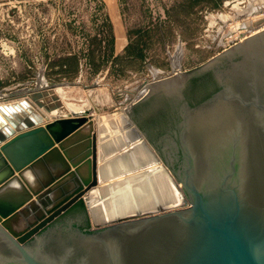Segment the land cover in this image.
Listing matches in <instances>:
<instances>
[{
    "label": "water",
    "instance_id": "water-1",
    "mask_svg": "<svg viewBox=\"0 0 264 264\" xmlns=\"http://www.w3.org/2000/svg\"><path fill=\"white\" fill-rule=\"evenodd\" d=\"M198 70L220 90L184 112L177 172L129 114L178 94L187 73L127 104L132 140L100 138L90 109L48 121L28 98L0 105V264H264V31ZM109 138L124 144L105 149ZM15 178L23 192L1 194Z\"/></svg>",
    "mask_w": 264,
    "mask_h": 264
},
{
    "label": "rangeland",
    "instance_id": "rangeland-1",
    "mask_svg": "<svg viewBox=\"0 0 264 264\" xmlns=\"http://www.w3.org/2000/svg\"><path fill=\"white\" fill-rule=\"evenodd\" d=\"M115 1L110 18L109 0H0V97L63 93L60 103L92 111L96 129L146 82L198 69L264 30V0Z\"/></svg>",
    "mask_w": 264,
    "mask_h": 264
},
{
    "label": "flooded vegetation",
    "instance_id": "flooded-vegetation-1",
    "mask_svg": "<svg viewBox=\"0 0 264 264\" xmlns=\"http://www.w3.org/2000/svg\"><path fill=\"white\" fill-rule=\"evenodd\" d=\"M198 69L187 72L188 76L178 94H152L144 100L150 102L152 99L147 109L136 114L133 108L129 114L153 149L175 172L180 170L182 160L178 133L184 112L208 101L220 90V84L212 70ZM197 88H201L200 91ZM72 223V227L84 230L79 222Z\"/></svg>",
    "mask_w": 264,
    "mask_h": 264
},
{
    "label": "bare ground",
    "instance_id": "bare-ground-1",
    "mask_svg": "<svg viewBox=\"0 0 264 264\" xmlns=\"http://www.w3.org/2000/svg\"><path fill=\"white\" fill-rule=\"evenodd\" d=\"M262 31H264V30H262ZM256 34H258V33L256 32L253 35H256ZM253 35H251V36H253ZM61 96L63 97V93L62 94L58 93V96L55 97L54 100L50 101L51 97L49 95V92L39 91V92H36L33 94H27L25 97H23L21 99L28 98L29 101L34 105V107L41 114L45 115L48 118V121H51L52 116H57L58 114H65V113H68L70 111H75V112L80 111L81 108L75 104L60 103L59 99H61ZM19 101H20V99H19ZM127 102L130 103L131 101H127ZM4 103H7V102H4ZM12 103H15V102L7 103V104H12ZM82 110H84V109H82ZM42 123H45V122H42ZM95 130H96V132H98V135L100 138H107V136H111L117 132H121V133L126 134L127 136H129L130 140L136 138L135 132L132 130V128L128 124L126 116L123 113L122 114L118 113V114H115L114 116H110V117H106V118L101 117L97 122V126H96ZM111 139H113V140H110V138H109V140L104 143L103 146L105 147V149L110 150L109 144H111V145H114L117 143L120 145L124 144L122 141H120V139H117V138L116 139L111 138ZM113 168L114 169H124V166L122 163H119V164H115L113 166ZM37 170L38 171H36V170L35 171L40 174L41 170L39 168H37ZM102 174L104 175V172ZM23 176L25 179H27L29 181L30 184L33 185L36 183L34 181V179L37 178L36 174H32L30 171H27L26 173L23 174ZM43 179H44V177H43ZM21 192H23V187L20 183V180L15 178L8 183V185L1 191V194L9 193V194H11V196H15V194H20Z\"/></svg>",
    "mask_w": 264,
    "mask_h": 264
},
{
    "label": "crops",
    "instance_id": "crops-1",
    "mask_svg": "<svg viewBox=\"0 0 264 264\" xmlns=\"http://www.w3.org/2000/svg\"><path fill=\"white\" fill-rule=\"evenodd\" d=\"M108 7H109V12H110V18H112V16H114L116 13H115V11H116V8H117V2L115 1V0H109V5H108ZM116 22V21H115ZM125 45V39L122 37V36H119L118 37V40H117V47L120 49V48H122L123 46ZM51 94L50 95H54L55 96V92H50ZM140 93L141 92H139V93H137L139 96H140ZM20 94V93H19ZM136 94V95H137ZM142 94V93H141ZM26 95L25 94H23V95H18V93L17 94H14V95H11V99H7V98H5V99H2V97H0V103H3V102H5V101H9V102H12V101H17V100H19V99H21V98H23V97H25Z\"/></svg>",
    "mask_w": 264,
    "mask_h": 264
},
{
    "label": "trees",
    "instance_id": "trees-1",
    "mask_svg": "<svg viewBox=\"0 0 264 264\" xmlns=\"http://www.w3.org/2000/svg\"><path fill=\"white\" fill-rule=\"evenodd\" d=\"M197 80V79H196ZM196 80H195V83L196 84ZM201 88H197V90L200 91ZM152 102V99L149 101H143V102H140L138 103L137 105L134 106V113H141L143 112L145 109H147V107L151 104ZM77 209L81 210V211H85L84 209V206L83 204L80 202L77 206ZM89 228V223L88 222H85L83 225H82V229H88Z\"/></svg>",
    "mask_w": 264,
    "mask_h": 264
}]
</instances>
